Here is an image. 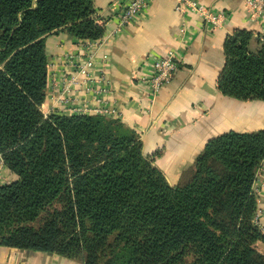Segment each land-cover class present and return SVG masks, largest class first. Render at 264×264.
Here are the masks:
<instances>
[{"label": "trees", "instance_id": "obj_1", "mask_svg": "<svg viewBox=\"0 0 264 264\" xmlns=\"http://www.w3.org/2000/svg\"><path fill=\"white\" fill-rule=\"evenodd\" d=\"M106 31L94 0H0V159L18 177L0 186V248L81 264H264V130L210 140L172 187L121 121L43 114L46 38ZM253 39H226L218 90L264 103V40L253 53Z\"/></svg>", "mask_w": 264, "mask_h": 264}, {"label": "crops", "instance_id": "obj_2", "mask_svg": "<svg viewBox=\"0 0 264 264\" xmlns=\"http://www.w3.org/2000/svg\"><path fill=\"white\" fill-rule=\"evenodd\" d=\"M121 1L94 0L101 23L119 11ZM196 1L213 12L225 13L224 26L213 29L197 15L179 13L178 0H150L144 16L111 36L100 50L90 86L84 85L81 79L76 80L77 84L81 83L79 85L72 83L76 75L74 66L66 61L70 56H81L86 43L64 32L48 36L43 114L73 116L72 108L75 107L110 108L116 112L113 118L118 115L123 124L139 134L143 153L155 156V165L172 187L179 185L183 174L194 166L210 140L228 132L263 131L264 103L224 97L218 90V79L225 66L226 39L236 31H250L254 34L250 49L257 53L258 36L264 34V22L258 25L250 21L246 0ZM113 27L109 21L106 34ZM172 50L178 59V71L152 105L140 79L150 74L155 60ZM102 56L106 60H102ZM85 116L95 115L86 113ZM17 180L0 159V186ZM254 190L259 198L257 220L264 234V163ZM0 264L81 263L55 254L0 248Z\"/></svg>", "mask_w": 264, "mask_h": 264}, {"label": "built area", "instance_id": "obj_3", "mask_svg": "<svg viewBox=\"0 0 264 264\" xmlns=\"http://www.w3.org/2000/svg\"><path fill=\"white\" fill-rule=\"evenodd\" d=\"M150 0H127L120 11L112 16L107 22L101 23L105 27L109 21H112L114 27L102 39L94 42L81 41L85 44L84 52L80 56H70L68 60L74 66L75 76L72 83H76L77 79H81L85 85L93 84L96 60L100 50L107 44L110 37L118 34L126 27L133 24L138 18L144 16L149 9ZM246 10L249 19L254 24H263L264 22V0H246ZM177 10L183 15H197L202 18L213 29H220L227 21V16L223 12H213L203 6L196 0H178ZM184 31V30H182ZM261 41L264 40V34L260 36ZM106 60L105 56L101 57ZM179 64L175 51H169L167 56L158 58L153 62L150 74L141 77L140 81L147 89L152 100H155L164 86L169 84L175 73L178 71ZM103 69V68H102ZM103 71L101 70V73ZM64 79L62 82H64ZM101 80V79H100ZM100 80H98L100 82ZM86 113H93L95 116L109 117L111 112L101 108L88 110L87 108H72L73 116H85Z\"/></svg>", "mask_w": 264, "mask_h": 264}, {"label": "rangeland", "instance_id": "obj_4", "mask_svg": "<svg viewBox=\"0 0 264 264\" xmlns=\"http://www.w3.org/2000/svg\"><path fill=\"white\" fill-rule=\"evenodd\" d=\"M126 1L127 0H122L121 1V5L119 6V11H120V9L125 5V3H126ZM119 11H117V13L119 12ZM116 13V14H117ZM113 16V15H112ZM159 95V94H158ZM150 97V99H151V96H149ZM100 101V100H99ZM154 100H152L151 99V104L153 105L154 104ZM96 108H101V109H103V110H109L110 112H111V115L108 117V118H111V119H116V120H119V121H122L121 120V118H119L118 117V115H117V118H113V116L114 115H116V112L115 111H113V110H111L110 108H108V107H106V106H96ZM148 157V156H147ZM155 156H151V157H148L151 161H153L154 162V164H155V158H154ZM156 166V165H155ZM157 167V166H156ZM158 168V167H157ZM193 168V167H192ZM191 168V169H192ZM190 169V170H191ZM160 170V169H159ZM190 170H188L185 174H183V177H181L182 179H180V183L179 184H181L185 179H187L189 176H190ZM161 171V170H160ZM164 175V174H163ZM165 176V175H164ZM166 178V177H165ZM169 184V183H168ZM256 248H257V250L259 251V252H261V253H264V247L263 246H261V245H257L256 246Z\"/></svg>", "mask_w": 264, "mask_h": 264}]
</instances>
